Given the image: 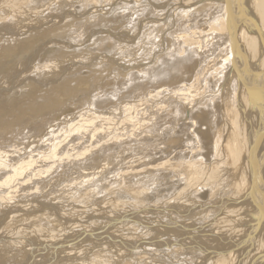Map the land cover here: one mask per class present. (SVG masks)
Returning <instances> with one entry per match:
<instances>
[{
	"label": "bare ground",
	"instance_id": "6f19581e",
	"mask_svg": "<svg viewBox=\"0 0 264 264\" xmlns=\"http://www.w3.org/2000/svg\"><path fill=\"white\" fill-rule=\"evenodd\" d=\"M171 1L174 2V6H175V9H173L174 10L173 14L177 13L174 18H172V16L169 14V11H168V14L170 16L165 15L164 17L161 18L160 16H162V14L157 12L153 8H156V7L159 8L160 6L162 8V5L158 6L159 3L155 4L154 2L151 3V1H149V3H151L152 6L154 7L149 8L147 6L148 9H146V14L149 13L147 15H151L154 13L153 18L156 17L157 21L160 20V18L161 19L165 18L164 19L165 22H162L160 24L157 21H154L155 23L152 25L154 27L149 26L152 23L147 25L148 27L152 28V31L150 32L152 34L151 36H149L148 34L150 38L146 36L148 38L146 39L149 40L148 42L152 43L153 45L154 42H151V41L156 40L155 37L159 38L160 34H163V37L165 36L166 44L161 45L162 47H160V44L158 43L159 41L157 42L158 43L157 45L155 44L156 45L155 50L157 51L159 50L161 53L157 52L156 56L154 57V61L148 66L147 69L145 68L144 70H142L143 72H141L140 75L136 77L137 80L141 78L143 79L144 77H148L149 80H145L146 83L144 84L139 83L138 85L133 86V88H131L132 89L131 91L129 90V92L133 91L137 95V104H139L138 100L142 101L143 99H145L143 100L144 103L148 102L149 104V102H151L152 104L150 105H152L153 107L161 103L162 106H160L161 105L160 104L159 105L160 108H158L159 106H157V109L154 108L158 112L160 111V113H162L161 111L163 110H166V109H169V110L167 114L165 113L164 114L162 113L161 115L159 114L163 118L161 121L162 124L159 123L156 125V127L155 125L152 126L154 127L153 134H151V130L146 127L147 129L145 128L144 129L145 131H147L145 133L147 136L140 133L142 136L140 134H137L140 137L133 138L131 140V142L135 140H139L141 137H144V138H141L140 141L143 139L144 140L147 139L150 143H152V145L147 148L148 151L143 150V149L140 150L142 146L140 145L138 148L139 153H142V152L154 153L153 154L154 157H151V159H146L147 156L142 155V157H139L136 160L137 162L135 164H131V165L126 164L125 166H121L122 169H120L121 170L120 173L124 174V172L128 171V173L126 172L127 174H134L136 181L134 180V178L133 180L138 184L140 182V186L141 185L143 186V182L145 180L148 181L147 179L149 180L152 179L151 181H153L154 183L156 182L155 184L157 185L158 183L159 184L163 183L164 184L163 190L167 188L169 185L171 186V184L176 185L177 187L181 185L180 183H182V186L184 187L181 188L182 190L178 189V191L176 192V194H174V196H173V193L178 187L176 189L175 188L173 189L174 190L172 193L173 197H171L173 200L172 203H169L167 201L168 199L166 198H165L166 202L164 200H161V198L164 196L163 194L162 195L160 194L161 198L160 199L158 198V199L161 200V202L159 201L160 203L156 204V206H152V205L150 206L149 203H148L149 206L144 205V204L143 205L135 204L133 206L132 205L129 206L127 202H126L127 205L123 204L125 201L122 202V200L124 199L121 200L120 198V197H123L124 196L123 193L125 194L126 192V191L121 192L122 184L119 179V177H123L124 175L123 176H121V174L120 175L117 174L114 176L111 175L110 179L108 180V184L112 183L111 185H114V184L116 185L112 187L110 186L111 192H109L108 194L106 193V194L108 195V198H110L111 200H115L114 196L118 192L117 196L118 195L120 196L119 198L121 201L119 202L112 201V203L118 206L119 210L122 209L123 213L117 216L111 215L112 216L111 217V216H108L107 214L109 213L108 211L106 213L107 215H102L99 212H97L98 209H100L99 208L100 205L97 211L95 209L96 212H89L85 210L86 209L85 207H89V205H93L94 208H96L98 205H95L93 203H86V202L79 203L73 200L72 202L70 201V204H68V207L71 210L75 209L76 212L75 213L73 212L74 214H69L71 216L74 215V217L70 218V216L58 213L60 212L61 207L59 208L54 205L55 207H53L52 209L55 210L56 212L54 213L51 212V213L59 221L57 222L61 223L62 225L61 226L60 224H58L57 227L53 228L54 230L51 229L50 231H48L44 229L43 227H42L43 228L42 230L40 229L41 227H38V223L29 225L27 221H29L30 219L27 221H20L8 229L3 230L4 227L1 229L3 231L0 232V244L2 243L4 244L5 242H7V244L10 243L11 245L10 246L8 245L9 247H7L6 245L7 248L3 246L4 248L1 250V252L4 251L3 252L4 255L1 258L0 263H3L2 262L3 258H5L6 261L8 259L10 261L12 260L11 261L12 264H19L20 262H22V264H73V262H75V264L76 263L77 264H133V263L135 264H180L181 262L183 264H194V263L197 264L199 260L194 262V260H192L193 258L191 259V257H189L191 261L183 259L182 254L185 255L186 252L190 250L191 252L193 251V252L201 253V254L199 253L197 254L198 259H200L201 261L199 262V264H208V263L210 264H264V0H230V3L228 4L230 8H227L226 4L224 3V0H187V1L186 0H171ZM155 2L157 1L155 0ZM99 5L97 9L99 8L102 9L103 7ZM88 9L90 10V8ZM31 11L33 12V10ZM138 12L140 14L137 13L135 17H137L138 14L143 15V13H145L144 11L142 12L141 10ZM99 17H96L97 21ZM96 19H94L95 22H97ZM89 21L91 22L93 20L89 19ZM166 23H167L168 30L166 33H164L163 30H166L164 28ZM170 25L173 26V28L169 29ZM36 27H40V26H36ZM92 32L93 31H91V33ZM145 34L146 33H143V35H141L142 38ZM142 38L139 37V39L141 40ZM49 42H53V41H49ZM144 42H146V40ZM52 45H54V43ZM156 63H159L160 66L158 64L157 66H154ZM118 70L120 69L118 68ZM145 72H147L146 73L147 75H145ZM191 74L193 75L192 80L190 78ZM150 77L152 78V81L154 79L159 80V81H156L155 84L161 85V87L155 86V84H154L155 86L154 87L153 83L151 84ZM106 84H107L106 87L105 86H102V87L103 88L105 87L107 89L109 88L111 84H113V86H116V87L119 86V85L118 86L115 85L116 82H112V83L108 82ZM145 86H148V88L151 87V89L154 91L155 90L159 91L161 89L162 91L161 92L155 91V93L153 92L154 95L152 96L151 94L152 90L150 92V90L147 88V90H149V93L151 94V97H154V98H151L150 94L148 95L145 94L146 96H144L143 94L145 92L142 94L140 91L145 89ZM202 86L204 88H202ZM118 88H116V91L118 90ZM127 96L129 95L127 94ZM119 98L121 97L119 96ZM122 98L125 99L126 97H122ZM126 99H128V97ZM94 100L95 99H93L92 101L93 103L96 101ZM128 100L127 101L122 100L121 102L125 101V102L130 103L132 101L130 100L129 102ZM98 101H96L95 104H98L97 103ZM87 102L88 100L83 101V103H87ZM103 103L104 102H101L100 105L102 104V107H104L103 108L104 110L109 105L105 104L107 102H105L104 104ZM131 104H129V106ZM125 105L128 108V104H125ZM42 107L46 108V106H42ZM102 107H99V109L100 108L102 109ZM145 108H149V107L145 106ZM36 109L41 110V106L39 105L38 107H36ZM89 109L90 108H88L87 110L88 113H86L85 111L86 109L82 110L83 114L85 112L86 115L88 116V114L92 112ZM134 109H135V106H134ZM119 110L121 109H118L116 112H118ZM151 110L155 112L153 109ZM17 111L20 112L18 109ZM96 111H98L97 107H96ZM153 112L151 114H153ZM99 113H100L99 111L98 112L94 111L92 114H90V116H92V118L94 119H96V117L97 118L99 117L98 118V121H99L100 117H103L102 113L98 116ZM110 113H113V112L110 111L108 114ZM80 114L83 115L81 112ZM80 114H78V116H80ZM86 115L85 117H87ZM93 115H95L96 117H94ZM142 115L144 116V114H141V116ZM146 115L148 114L146 113ZM150 115L148 117H150ZM154 115L152 117H154ZM143 116L141 117L142 119L145 117ZM105 117L107 116L105 115ZM105 117L101 119L105 120ZM148 117L147 118L145 117L146 119L145 118L144 119L147 120ZM156 117L155 118L157 120V123L158 121L160 122L161 117L160 118L158 116ZM88 118L89 117H87V119ZM69 119L71 121H74V119L73 120L71 118ZM111 119L115 120L113 117H111ZM111 119L109 120L111 121ZM116 119H118V117ZM118 120L111 121L110 125H112L111 123L114 124V122L115 124H117ZM105 121L108 122V120H105ZM125 121H126V118H125ZM136 121L137 120H135V122ZM164 121H168V122L163 123ZM78 122H80V120H78ZM90 122L91 121L87 123L89 124ZM99 122L102 123V121H99ZM50 123H52V121ZM91 123L90 125L95 126L94 123L93 124ZM98 123H97V127L98 125H100ZM127 123H128V126H130L132 123L134 125V121L130 125H129L130 121ZM149 123L151 124V122ZM42 124L43 123H41V125ZM52 124H54V122ZM76 124L78 123H75L74 126ZM115 124H114V127L116 126ZM120 124H123V123H120ZM137 124L138 123L136 122L135 125ZM24 125L26 124L24 123ZM67 125H70V124H67ZM103 125L99 126L98 128L101 127V130L105 129ZM140 125L141 123L139 124V126ZM142 125L144 124L142 123ZM78 126L76 128L77 132L75 131L77 136L79 132L78 130L82 131L83 133V130H81V128H79L80 126L79 127ZM112 126L111 128H113ZM139 126L137 125V127ZM38 127H41V126H39L38 124ZM54 127L56 129H59V127H56V126ZM86 127L87 126H85V129H84V126H83L82 129L85 130L84 134L88 135V133L86 132H88L89 130H86ZM91 127H89V129ZM102 127L104 128L102 129ZM106 127L109 128L108 125ZM68 128L69 126L67 127V130ZM111 128H110V131H111ZM142 128L143 127H141V129ZM72 129H75V128L73 127L71 128V130ZM71 130L69 129V131ZM101 130H98L97 132ZM129 130L132 131L134 129L131 130L129 128ZM122 131L124 132L125 128L124 130L122 129ZM58 132L59 131L57 130V133ZM60 132H62V130ZM103 132L105 133L104 130ZM127 132L128 131H126V133ZM100 133H98V135ZM112 133H114V131ZM68 134H71V133L68 132ZM68 134H65V135H68ZM101 135H104V134H101ZM58 136L56 137V141L60 137ZM71 136L72 135H70V141L72 142ZM74 136L72 137L75 138L76 136L75 137ZM95 137L96 136L94 135V138ZM118 137L116 138L118 139ZM83 138H86V137H83ZM123 138H124V141H121L122 140L121 138H120V141L114 140L111 142H108L110 141V138H108L109 140L107 141L105 139L104 140L105 142H102L103 140L101 141L99 140L100 143L98 141V144H93V146H91L92 145L91 143V145L90 144L88 145L89 147H84L83 144L87 145V142L86 143L82 142L83 143L82 146L86 148L84 151L85 153H82L80 151L79 153L80 155L87 154L89 156V157H87V155L85 156V159L87 160H85L84 163L90 161L91 159H94L95 157L94 155L99 156L100 159H102V157L104 156L105 160L102 159V162L103 160L104 162L103 163L100 162L99 163L100 165L96 166L97 168L88 166V170L91 168H93L94 170L95 168L94 171L89 170L90 172H88L85 175L84 174L81 175V177L79 175H78L79 177L78 176L76 177L75 176L76 174L72 176L74 181H72L70 185L67 186V189L70 191V193H73L72 195L73 197H74V193L79 188L83 189L84 191L86 188L85 186H87V184H91L90 181H92L93 178L97 176V174L98 176H101L104 174L106 175L107 171L110 169V167H108L109 163L112 160H115L113 159L114 156L125 154V151H120L122 149L121 145H124L125 143H127L129 139L125 140V137ZM54 139L52 138L53 140L52 144H55ZM95 139H98V138L96 137ZM111 140H113V138H111ZM66 141H67V138H66ZM2 142L4 141L2 140ZM5 142L7 143L8 140ZM13 142L14 141H12V143ZM67 143L65 144L67 145ZM75 143H77L76 145L80 144L81 146V143L78 144L77 140ZM70 144L71 143H69V145ZM6 145L8 147V144ZM6 145L2 144L1 146L6 147ZM18 145H19V142H18ZM51 145H49L50 148L53 147V145L52 146ZM63 145L64 144H62V146ZM126 145H129V144H126ZM16 146H14L15 148L12 147V149L10 148L11 146H9V148L6 149V152L7 150L8 151L14 150L13 152L9 151L10 153H13L14 155V152L16 153L18 151L16 149ZM80 146H78L79 150H80ZM72 147L74 146L72 145ZM96 147H97V150L95 149ZM130 147L133 149L135 148V145L130 146ZM15 149L17 151H15ZM4 150L2 149L1 151H4ZM93 150H96V152L94 153ZM23 151L25 150L23 149ZM28 151L29 150H26L25 152H28ZM41 152L43 153V150ZM68 152L69 151H67L66 153L65 152L61 153L59 151H55V152H52V155L54 156L48 155L49 157L45 158V160L46 159L49 161L51 160L50 163L54 167V168L52 167L53 170L51 169L53 173L58 174L60 172L62 173L64 169L66 170L69 169L70 171H73V170L76 171V173L78 174L79 168L84 167L85 164L83 162L80 163L79 161H77V159H79L78 156H80V155H77L78 152L75 154L73 153V151H71L72 154H69ZM90 152L91 154L93 153V158H92V155L90 156ZM211 152L214 153V156L212 159H209L211 158V154H210ZM3 154L6 155V153H3ZM19 154L20 153L18 152V154L16 155H19ZM32 154H29V155H32ZM16 155H14V157ZM43 155L45 157V153L41 154V157ZM19 157L21 158V156ZM32 157L34 158V156ZM6 158L8 159V157ZM28 158L31 159L32 162L36 161V160L33 161L32 158L30 157ZM1 159L3 158H1L0 156V160ZM5 159L4 161L3 160L0 161V169H2V167L4 168L5 166L6 167L9 166L10 169L13 170V172H10L11 171L10 170L9 171L10 175L5 176V178L2 177L0 180V183H1L0 191H5L7 193L6 194L7 196L4 198L5 201L2 199L3 198L2 196L0 197V199L2 200V202L0 201V205L1 204L6 205L2 210L7 209L5 211H2V210L0 211L2 218H6L7 214L13 212L15 209L19 210L23 206L19 204L18 202H17V205L16 204L12 206L10 205V202H11L10 198H13L14 200V196L13 197L11 196L8 198V196L11 193V190L13 189L12 186H16V188L18 189V187H24L25 184L28 186L36 184L37 183L35 182V179H37L36 174L38 176L39 172L41 173V170L39 169L40 171L38 173L35 172L36 173L34 175L35 179H32L33 177H32V174L30 173L31 170L28 167L30 165V162L27 161L28 159L25 160L26 159L25 158L22 162L23 165L19 164L20 165L19 168H16L18 164L16 165L15 162H13V160L11 161L10 156H9L8 161L10 160L11 164L10 162L6 163L7 159L6 161ZM35 159H39V158H35ZM21 160H19L17 163H19ZM98 160H96L97 163H98ZM130 161H128V163ZM12 162L14 163V165H16L14 168L11 166L13 164ZM44 165L48 166V162L47 164L44 163ZM32 167H35V166H32ZM101 167H103V169L101 171H98V169H100ZM39 168H41L40 165H39ZM135 168H137V170H135ZM14 169L16 170L15 172H14ZM45 169L46 168L44 167L43 172L46 170L48 172L49 168L47 167V169L46 170ZM185 169H187V172L185 171ZM4 172L6 171L1 170L0 176L6 175ZM130 177H133V176L130 175ZM22 179H25L27 183L25 180H23L25 181V184L20 186L22 182L20 181L21 183L18 184V181ZM49 180H46V181H49ZM41 182L43 183V181ZM135 182L131 185L135 186ZM129 183L130 182L128 181V184ZM144 183H147V182H144ZM155 184H152V186L145 184L143 187H141L142 189L138 188V190H135L133 193L137 197L135 198L138 199L139 196L143 194H144L143 196H145L150 193L149 195L151 196V199H152L153 195H151V193L153 194L154 191L158 193L159 192L158 189H161L159 185L157 187H154ZM46 186L47 185L45 182L44 187H42L40 190L42 189L44 190ZM140 186L138 185V187ZM131 187L128 186L127 188L131 190ZM27 188L28 187L26 186V188L22 190H27ZM103 189L105 188L103 187ZM136 189H137V186H136ZM30 190L29 192H31ZM161 190H160V193H161ZM95 191H96V188H95ZM99 191L98 193L101 192ZM164 191H166L165 193H167V189ZM192 191L193 193H195L194 195L195 197L189 194ZM38 192L40 193L41 191H38ZM85 192H88V191H85ZM119 192L122 193L121 195L123 196H121ZM14 193L16 195V191ZM14 193L11 195H14ZM26 193L28 194V192ZM35 193L36 192L34 190L33 195L26 194V196H24V199H25L24 201H27L28 203L32 201L31 203L33 204L34 202L33 200L39 199L37 197L41 195V194L39 195L37 194L38 196H36ZM193 193L191 194L193 195ZM196 193H201V195L202 193H205V194H208L209 196L206 198V200H204L203 198H198L200 196L197 194L198 195L197 197ZM93 194H96V193L93 192ZM130 194H132V192ZM168 195L171 196L170 193H168ZM132 197H130V199ZM156 197L154 199L157 200ZM91 199L88 198V200H91ZM93 199L96 200L95 198ZM128 199H129V196H128ZM136 199H134V201ZM139 199H142L140 201L144 200L143 198H139ZM149 200L150 199H148V201ZM172 200H169V201L171 202ZM150 201L152 202V200ZM101 202H103V200ZM131 202H133V199ZM135 203H138V202H135ZM38 204L40 206V209H43L41 210V212L43 211V214H44V210H47L49 209V207L52 206V204H48L47 202H44V201L40 202V200ZM106 205H108V202L106 203ZM151 207H155V209H152ZM113 208L114 207H112V211H113ZM92 210L94 211V209ZM101 210H102V207H101ZM151 210L155 215V218H156L155 220L157 222V225L160 228L162 227L161 228V230L163 231L162 233L157 234L155 237L153 236L149 238L146 237L148 235H146L144 238L138 236V239L136 238V240L134 241L132 240L133 237L131 236L129 238H126V236L121 237L117 235L119 233L118 231L119 226H120L119 228L121 229L123 226L129 227V225L133 223L139 226V227H136V229H139L141 227L143 228L142 229L143 231L145 230L144 227H147V230L148 228H153V224L150 221L154 218L152 219L150 218L151 220H149L148 218L146 219L145 216H143L144 214H147L146 212H149ZM37 211H39V208L38 210H35V212ZM17 212H14V213H17ZM152 212H149V213L152 217H154ZM32 213H34V211ZM102 213L105 214V212L103 211ZM31 214L28 217H32ZM113 214L115 215L118 214V211L117 213L114 212ZM101 215L103 218H105V220H108L107 223H104V224L101 223L103 224V228L99 229L96 227L97 229H95L94 227H90L91 224L96 223L94 221L100 219ZM2 218H0V220ZM9 218L11 219V217ZM69 225L70 226L72 225V226L69 227ZM93 226H95V224ZM158 226H157V229H158ZM68 228H72V229H68ZM128 229L133 231L131 227ZM123 230L125 231V229ZM116 231H118V233ZM134 231L136 232L135 229ZM39 232H41V234ZM16 234H19L17 235L18 237H16ZM55 234H57L56 235L57 238L54 236ZM141 235H143V233ZM50 237L51 239H49ZM93 237L97 239H92ZM83 242H86V244H83ZM19 243H22L23 245L21 246ZM68 243H72L71 245H73L74 249H72V247H69ZM21 247L25 249V251L24 250L21 251L20 249ZM199 256H201V258ZM185 257H187V254Z\"/></svg>",
	"mask_w": 264,
	"mask_h": 264
},
{
	"label": "rangeland",
	"instance_id": "374dc122",
	"mask_svg": "<svg viewBox=\"0 0 264 264\" xmlns=\"http://www.w3.org/2000/svg\"><path fill=\"white\" fill-rule=\"evenodd\" d=\"M149 1H151V3L154 2L155 4L159 3L158 6L162 5V8H161V6L159 8L156 7L158 9L153 8L154 6H152V4L149 3ZM156 1L157 2H155V0H145V1H143V0H53V1L52 0H42V1H40V0H30V1L29 0H0V15H1L0 16V152H1L0 156H1V158H3L0 161H2V160L4 161V159L6 157H8V159H9V156H10V160L11 161L13 160V162H15L16 165L17 164L23 165V163H22L23 160L25 158H26L25 160L28 159L27 161L30 162V165L28 167L31 170L30 173L32 174V177H33L32 179H35L34 175L41 170V173L39 172L38 176L36 174L37 179H35V182H37V183L30 185L31 187L25 184V181H26L25 179L18 181V184H20L22 182L20 184V186L25 184L24 187H18V189H17L16 186H12L13 189L11 190V193L8 196V198L11 196L12 197L14 196V200H13V198H10V200H11L10 205L11 206L14 204L17 205V202H18L19 204H21L23 206L21 209H19L20 211L18 209L17 210L15 209L16 211L14 210L13 212L7 214L6 218H2V216L0 214V218H2L0 220V230L3 227H4L3 230L8 229L20 221H27L30 219L29 221H27V223L29 225L34 224V223H38V227H41L40 229L43 230V228H44V229L50 231L51 229L57 227L58 224L61 225V223H58L59 221L57 220V218H55V216L52 215L51 212H53V213L56 212L52 208L55 206H57L59 208L61 207L60 212H58V213L70 216V218L74 217V215L71 216L69 214H74L76 212V210L75 209L71 210L68 207V204H70V201L72 202L73 200L75 202H79V203L80 202H83V203L86 202V203H93L95 205H98L96 208H94L93 205H89V207H85L86 208L85 210H87L89 212H96L99 205H100V207H99L100 209H98V211H97L100 214H102V215L108 214V216H111V215L117 216V215L123 213V210L122 209L119 210V207L116 206L114 203H112V201L113 202H119L122 199H124V200H122V202L125 201L123 204L127 205V203H128L129 206L130 205L133 206L135 204L136 205H140V204L143 205L144 204L147 206H149V204H150V206L151 205L156 206V204L160 203L161 200H164L166 202L165 198L168 199L167 201L169 203H172L173 200L171 197H173L174 194H176L178 189L182 190L181 188L184 187V186H182V183H180L181 185L179 184L180 186H177L178 187L177 188L176 185H172L170 182L171 186L169 185L167 188L164 189V190L167 189V193H165L166 191L163 190L164 184L158 183V185L160 186V188L162 190L158 189V191H159L158 193L156 191H154L153 194L151 193V195H153L152 199H151V196L149 195L150 194L149 192H147L149 194H147L145 196H143L144 195L143 194V195L139 196L138 199H136L137 198L136 195L133 194L135 190H138V188L140 189L145 184L152 186V184H155L156 182L154 183L153 181H151L152 179H150V180L147 179L149 182L145 180L144 182H147V183L143 182V186L142 185L140 186V182H139V184L135 182L136 180H135L134 174H127L128 171H126L127 173L124 172V174L120 173V171H121L120 169H122L121 166H125L126 164L127 165L135 164L137 162L136 160L139 157H142V155L147 156L146 159H151V157H154V155H153L154 153H147V152L139 153L138 148L140 145H142L140 150L143 149L146 151H148L147 148L152 145V143H150L147 139H145V140L143 139L140 141L141 138H144V137H141L139 140L132 141L133 143L131 142V140L133 138L140 137L137 134L141 133L143 135H146L145 133L147 131H145V129H147V128L150 129L151 134H153V132H154L153 128L154 127H152V126L155 125V127H156L157 124H159V123L162 124L161 121L163 118L160 115L162 113L167 114V112L169 110V109H166V110H163L164 112L161 111L162 113H160V111L158 112L154 108L157 109V106H159L161 103H159L157 106L155 105V107H153L152 105H150V104H152L151 102H149V104H148V102L144 103L143 100H145V99H143L142 101L138 100L139 104H137V95L133 91L129 92V90L130 91L132 90L131 88H133V86L138 85L139 83L144 84V83H146L145 80H149L148 77H144L143 79L141 78L139 80H137L136 77L139 76L141 72H143L142 70H144L145 68L146 69L148 68V66L154 61V57L156 56V53L160 52L159 50L158 51L155 50V46L158 43L160 44V47H162L161 45L166 44L165 43V36L163 37V34H160L159 38L155 37L156 40H154V38H153L154 41H151V42H154L153 45H152V43L148 42L149 40H147V39L150 38L149 36H151V34H152V33H150L152 31L151 27H154L152 25L155 23L154 21H157V19H156V17L153 18L154 13L151 15H147L149 13L146 14V9H148V7L149 8L152 7L154 10H156L157 12L162 14V16H160L161 18L164 17L165 15L166 16L171 15L172 18H174L175 15L177 14V13L173 14V12H174L173 9H175L173 1H171V0L170 1L169 0H156ZM98 5L103 7V8L97 9ZM88 8H90V10ZM95 8L97 11L95 10ZM30 9L33 10V12ZM11 10H12V12H11ZM140 10L142 12L144 11L145 13H143V15H139L140 13L138 11H140ZM17 11H18V13H17ZM168 11H169L170 15L168 14ZM137 13H139V14L137 17H135ZM45 15H46V17H45ZM90 17H92V18H90ZM96 17H99L98 21H97ZM161 18H160V20L157 21L160 24L162 22H165V20H164L165 18L164 19H161ZM89 19L93 20V21L90 22ZM94 19H96L97 22H95ZM82 21H83V23H82ZM150 23H152V24L149 25ZM147 25H149L151 27H148ZM36 26H40V27H36ZM87 27H88V29H87ZM92 28H93V30H92ZM164 28L166 30H163V32L166 33L168 30L167 23L164 26ZM171 28H173V26L170 25L169 29H171ZM33 31H34V33H33ZM91 31H93V32L91 33ZM94 31H96V32H94ZM107 33H109V34H107ZM143 33H146L143 36L144 40L141 36V35H143ZM155 33H156V31H155ZM148 34H149V36H148ZM139 37L142 38V40L139 39ZM145 40H146V42H144ZM49 41H53V42H49ZM51 43L52 44L54 43V45H52ZM113 44H115V45H113ZM70 47H72V48H70ZM30 59H31V61H30ZM102 61H103V63H102ZM157 64L159 65V63H156L154 66H157ZM154 66H153V68H154ZM139 67H140V69H139ZM76 68L79 70H77ZM118 68L120 70H118ZM124 72H125V74H124ZM146 73L147 72H145V75H147ZM131 75L133 78L131 77ZM192 76L193 75L191 74V77H190L191 80L193 79ZM150 81H151V84L153 83V86H154L155 82L159 81V80L154 79L152 81V78L150 77ZM108 82H111V83L116 82L115 85H117V86L119 85L118 86L119 88L116 86H113V84H111L110 86H112V87L109 86V88L106 89L105 88L107 85L106 83H108ZM102 86H105V87L103 88ZM155 86L161 87V85H157V84H155ZM116 88H118L117 91H116ZM147 88H148V86H145V89L140 91L142 94L145 92L143 94L144 96H146L145 94H147V95L150 94L149 90H150V92L152 90L151 87L148 88L149 90H147ZM202 88H204V87L202 86ZM145 90H147V91H145ZM155 91L161 92L162 89L159 91L158 90H155ZM155 91L152 90V93H151L152 96L154 95ZM117 92H118V94H117ZM74 94H76V95H74ZM127 94L129 96H127ZM151 94H150V97H151ZM70 95H72V96H70ZM54 96H56V97H54ZM119 96L121 98H119ZM122 97H126V98L128 97L129 100L126 98L124 99ZM151 98H154V97H151ZM93 99H95L96 101L99 100L97 102L98 104H95L96 103L95 100H94L95 102L93 103L92 102ZM135 99H136V101H135ZM84 100H88V102L83 103ZM122 100H126V101L128 100L129 102H130V100H132V101L130 103H128L125 101L121 102ZM58 102L60 105L58 104ZM89 102L91 103V105ZM101 102H104V103L107 102L105 104H107L109 106L103 110L104 107H102V104L100 105ZM108 102H109V104H108ZM131 103L132 104L134 103L133 105L135 106V109ZM93 104H94V106H93ZM125 104H128V108L126 107ZM129 104H131V105L129 106ZM39 105L41 106V110L36 109V107H38ZM122 105H124L125 107ZM148 105H150V106H148ZM42 106H46V108L42 107ZM88 106H90V107H88ZM91 106H93V107H91ZM131 106H133V107H131ZM136 106H138V107H136ZM145 106L149 107V108H145ZM160 106H162V104ZM160 106L158 108H160ZM87 107L90 108L89 110L92 111L91 113L88 114V116L86 115V113H88ZM96 107H97V110L100 112L98 114V116L101 113H102L103 117H105V115H106L107 117H105V120H108L109 123L107 121H105L104 119L102 120L101 118H103V117H100L101 120L99 119V121H102V123L105 121L104 122L105 124L103 123L104 124L103 125L101 122L98 121L99 117L97 118L95 115H93L94 117H96V119H94V118H92V116H90V114H92L94 111L98 112V111H96ZM99 107H102V109L101 108L99 109ZM113 107H114V109H113ZM115 108L117 110L121 109L122 111L119 110L120 112L119 111L116 112L117 110ZM17 109L20 112H18ZM84 109H86L85 110L86 113L84 112V114H83L82 110H84ZM151 109H153L155 112H153ZM101 110H102V112H101ZM110 111H112L113 113L108 114ZM54 112H55V114L57 113L56 114L57 116L54 114ZM80 112L83 115H81ZM152 112H153V114H151ZM156 112H158V113H156ZM118 113H119V115H118ZM146 113L148 115H146ZM78 114H80V116H78ZM141 114H144V116L146 115L145 116L146 118L150 114L151 115H150V117H148L147 120H145L146 118L143 115L142 116L145 119L141 118L142 117ZM85 115L87 117H89L90 119L89 118L87 119V117H85ZM110 115L115 120H112ZM153 115H154V117H152ZM52 116H54V117H52ZM70 116H72V117H70ZM82 116H84V117H82ZM156 116H158L159 118L161 117L160 122L158 121V123L156 120V118H157ZM73 117H75V118H73ZM117 117L119 120L116 119ZM123 117H124V119H123ZM69 118H71V119L73 118L74 121L76 120L77 122L71 121ZM106 118H108V119H106ZM125 118H126V121H125ZM77 119L80 120V122H78ZM91 119H93V120H91ZM109 119H111V121H117L118 120L117 124L119 122L123 123V124L119 123L117 125L114 122V124L116 125L114 127L113 123H111L113 126L110 125L111 121ZM121 119L123 121H125L126 123L130 121L129 125L134 121V125L132 123L130 126H128V123L126 125V123L123 122ZM154 119H155V121H154ZM48 120L50 122L52 121V123L54 122V124L50 123ZM135 120H137L136 122L138 123L137 124L138 126L141 123L140 126L143 127L142 129L140 126L137 127V125H135L136 124ZM61 121H63V122H61ZM85 121H87V122L91 121L92 123L91 122L90 123L91 124L94 123V125L96 127H97V123L99 122L98 124H100V125H98V127L103 125L105 127V129H103L104 127H102V129L105 131L106 134L103 132V130H101V127L100 128L97 127V129H96L95 126H92V125H90V123L88 124ZM149 122H151V124ZM165 122H168V121H164L163 123H165ZM24 123L26 125H24ZM41 123H43V124L41 125ZM75 123H78V124H76L74 126ZM142 123L144 125L145 124L146 125L144 126V125H142ZM38 124L41 127H38ZM44 124H46V125H44ZM62 124H64V125H62ZM67 124H70L71 127H70V125H67ZM82 125L84 126V129H85V126L88 127V128L86 127V130H89L88 132H86V133H88V135L84 134L85 130L82 129V127H83ZM105 125L106 126L108 125L109 128L106 127ZM34 126H35V128H34ZM54 126L59 127V129H56ZM63 126H65V127H63ZM68 126H69V128L67 130ZM77 126L79 128H81V130H83V133H82V131L78 130L79 131L78 136L76 135ZM111 126L113 128H111ZM126 126H127V128H126ZM73 127L75 129L71 130V128H73ZM89 127L93 128V129L90 128L91 129L90 130ZM128 127L131 130L132 129H134V130L130 131ZM110 128H111V131H110ZM124 128H125V131H124L125 133L122 131V129L124 130ZM60 129L62 130L63 133L60 132L61 131ZM69 129L71 131H69ZM57 130L60 133L59 132L57 133ZM98 130H101L102 132L101 131L97 132ZM112 130L114 131V133H112L113 132ZM64 131L67 133H65ZM72 131H73V133H72ZM119 131H121V132H119ZM126 131H128V132L126 133ZM68 132H70L71 134H68ZM89 132H91L93 136ZM98 133H100V134L98 135ZM65 134H68V135H65ZM74 134L76 137L74 136ZM101 134H104V135H101ZM70 135L75 137V138H73L71 136L72 142L70 141ZM94 135L98 139H95L96 137L94 138ZM57 136L59 137V139L57 138L58 140L56 141ZM87 136H89V137H87ZM99 136L100 137L102 136V137L100 138ZM115 136L116 137L120 136V137H118V139H117ZM63 137H64V139H63ZM83 137H86V138H83ZM123 137H125V140L129 139V141L127 143H125L124 145H121L122 149L120 151H125V154H123V155L120 154V155L114 156L113 159H115V160H112L109 163L108 167H110V169L107 171V174L106 175L104 174L101 176H98V174H97L96 177L94 176L96 179L93 178V180L90 181L91 184H87V186L89 185L88 187L85 186L86 188L84 191H83V189L79 188L74 193V197H73L72 196L73 193H70V191L67 189V186L70 185V183L72 181H74L72 176H74L76 174L75 175L76 177L78 175L81 177V175H83V174L85 175L88 172L93 170V168H91V169H89L90 170L89 171L88 166L89 167L99 166L100 165L99 163L100 162L103 163L105 160L104 156L102 157V159H104L102 162V159H100L99 156L94 155L96 158L94 157V159H91L90 161L84 163V161L87 160V159H85V156L87 154L86 155H80L79 151L82 153H85L84 151L86 148H84V147H89L88 145L89 144L91 145V143H92L91 146H93V144H98L99 140L100 141L103 140L102 142H105L104 141L105 139L107 141V140H109L108 138H110V141H108V142H111L114 140L120 141V138H121L122 139L121 141H124ZM52 138L53 139L55 138L54 139L55 144H52L53 143ZM66 138H67L68 143L66 141ZM111 138H113V140H111ZM80 139H82V140H80ZM2 140L4 142H2ZM7 140H8V142L6 143L5 141H7ZM76 140H77L78 144L81 143V146H80V144L76 145L77 144V143H75ZM84 140H85V142H84ZM12 141H14V142L12 143ZM100 141H99V143H100ZM18 142H19V145H18ZM82 142L83 143L87 142V145L83 144ZM59 143H60V145H59ZM65 143H67V145ZM69 143H71V144L69 145ZM2 144L3 145L8 144V147L6 145V147L3 146L4 147L3 148L1 146ZM51 144L53 145V147L50 148L49 145H51ZM62 144H64V145L62 146ZM82 144L84 145V147L82 146ZM126 144H129V145H126ZM72 145L74 147H72ZM134 145H135V148L132 149L130 146H134ZM9 146H11L10 147L11 149H12V147L16 146V149L18 151L15 149V151H17V152L16 153L14 152V155L18 154V152L20 154L16 155L14 157L13 153L9 152V151L13 152L14 150H9V151L7 150V152H9V153H7L6 149H8ZM78 146H80V150L78 149L79 148ZM48 147H49V149H48ZM75 147L78 149V151ZM68 148H69V150H68ZM72 148H74V149H72ZM82 148H84V149H82ZM2 149L3 150L5 149L4 150L5 152L1 151ZM23 149L25 151L26 150H29V151L25 152V151H23ZM46 149H47V151H46ZM95 149L97 150V147ZM42 150H43V153L41 152ZM96 150H93L94 153L96 152ZM154 150H156V149H154ZM55 151H59L61 153H64V152L66 153L67 151H69L68 152L69 154H72L71 151H73L74 154L78 152L77 155H80V156H78L79 159H77V161H79L80 163L83 162L85 164L84 167L79 168L78 174L76 173V171H74V170L70 171L69 169L68 170L64 169L62 173L61 172L58 174L53 173L52 170L54 167L50 163L51 160L50 161L47 159L45 160V158L49 157L50 155L54 156V155H52V152H55ZM3 153H6L7 156ZM24 153H26V154H24ZM28 153L29 154L33 153V154L29 155ZM44 153H45V157H44V155L41 157V154H44ZM114 153H116V152H114ZM210 154H211V158H209V159H212L214 156V153L211 152ZM91 155L93 158V153L91 154V152H90V156ZM19 156H21L22 160ZM32 156H34V158ZM28 157L32 158L33 161L34 160H36V161L32 162L31 159H29ZM87 157H89V156L87 155ZM35 158H39L40 160L35 159ZM6 159H5V161H6ZM8 159H7L6 163L10 162V164H11V161L10 160L8 161ZM16 160H17V162L19 160H21V161L19 163H17ZM43 160H44V162H43ZM96 160H98V163ZM128 161H130L131 163L130 162L128 163ZM47 162H48V166L44 165V163L47 164ZM90 162H92L93 164ZM88 163H90V164H88ZM35 164H37V165H35ZM16 165H14V163H13L11 166L14 168ZM18 165L16 166V168L20 167V165L19 166ZM39 165L41 166L42 169L39 168ZM32 166H35L37 169L35 167H32ZM46 166L49 168L48 172H50V173L47 172ZM66 166H68V165H66ZM5 167L4 168L2 167V169H0V174H1V170L6 171V172H4L6 175L0 176V180L2 177L5 178V176L10 175V172H13V170H11L9 166H7L9 170L7 169V167L6 168ZM21 167H23V166H21ZM44 167L46 168L45 169L46 171H44V172H46L47 174L43 172ZM133 167H135V166H133ZM5 169H7V170H5ZM15 169H14V172L16 171ZM33 169H34V171H33ZM55 169H57V168H55ZM102 169H103V167L98 169V171H101ZM94 170H95V168H94ZM135 170H137V168H135ZM185 171L187 172V169H185ZM4 173H2V174H4ZM117 174H119V175L121 174V176L124 175L123 177H119V179H120V182L122 184L121 185L122 191L121 190L120 191L121 192L126 191L125 194L123 193V195L125 197L123 195H121L122 193H120V192H119V194L123 197H120L119 195L117 196V193H118L117 192L116 195L114 196L115 200H111L110 198H108L107 194L109 192H111L110 186L112 187V186H115L116 184H114V185H111L112 183L108 184V180L110 179L111 175L114 176ZM130 175H132L133 177H130ZM41 176H43V177H41ZM106 178H108V179H106ZM124 178L127 180H125ZM133 178L135 181L133 180ZM166 178H168V177H166ZM40 179H41V181H43L44 184L46 182L47 186L44 190L43 189L40 190L42 187H44V184L40 181ZM144 179H146V178H144ZM23 180H25V181H23ZM46 180H49V181H46ZM132 180L135 182V186L131 185L134 183ZM128 181L130 182L129 184H128ZM142 181H141V183H142ZM3 182H4V180H3ZM26 183H27V181H26ZM124 184H125V186H124ZM13 185H15V184H13ZM138 185L140 187H138ZM158 185L155 184L154 187H157ZM26 186L28 187L27 190H22V189L26 188ZM34 186H35V188H34ZM128 186H130V187L132 186L131 190L127 188ZM136 186H137V189H136ZM103 187L105 189H103ZM14 188H15V190H14ZM36 188L38 191H41V192L39 193L36 190ZM95 188H96V191H95ZM171 188H172V190H171ZM174 188L175 189L177 188V189L174 191L173 190ZM30 189H32V190H30ZM102 189L104 192L105 191L106 192L104 193L102 191ZM29 190L32 192V194H31V192H29ZM34 190L36 192L35 193L36 196L41 194L39 197H37L39 199L33 200L34 201L33 204L31 203L32 201H30L29 203L27 201H24L25 200L24 196H26V194H27L26 192H28L27 195H33ZM97 190L98 191L100 190L101 192L99 191L100 193H98ZM160 190H161V193H160ZM13 191L14 192L16 191V195ZM85 191H88V192H85ZM173 191H174V193H173ZM0 192H1L0 197L2 196L3 197L2 199L4 200V198L7 196L6 195L7 193L5 191H0ZM71 192H73V191H71ZM93 192H95L96 194H93ZM131 192L133 195L130 194ZM13 193H14V195H11ZM168 193H170L171 196L168 195ZM172 193H173V196H172ZM191 193H193V191ZM191 193H189L191 196L195 195V193H193V195ZM1 194H3V195H1ZM157 194H158V196H157ZM160 194L161 195L163 194L164 197H162V198H164V199L161 198ZM197 194L200 197H198ZM86 195H87V197H86ZM128 196H129V199H128ZM154 196L157 198L158 201L156 199H154L155 198ZM196 196L198 198H203L204 200H206V198L209 195L205 194V193H202V195H201V193H196ZM119 197L121 198V200ZM130 197H132V198L130 199ZM82 198H84V199H82ZM88 198L89 199L95 198L96 200L91 199L92 200V202H91V200H88ZM97 198H99L100 200ZM139 198H143L144 200L140 201L142 199H139ZM158 198L159 199L161 198V200H159ZM16 199H17V201H16ZM109 199H110V201H109ZM132 199H133L134 203L131 202ZM134 199H136V200L134 201ZM148 199L152 200V202L149 200L151 202L150 203L148 201ZM39 200H40V202L44 201V202H47L48 204H52V206L49 207V209L44 210V214H43V211L41 212V210H43V209H40V206L38 204ZM102 200H103V202H101ZM153 200L155 201V203ZM169 200H172V201L170 202ZM0 201L2 202L1 199H0ZM67 201H69V202H67ZM106 201L108 202V205L111 208L108 205H106V203H107ZM164 201H162V202H164ZM135 202H138V203L140 202V203L138 204ZM40 205H41V203H40ZM5 206L6 205L1 204L0 205V211ZM101 207H102V210H101ZM112 207H114L113 211H112ZM25 208H26V210H25ZM38 208H39V211L35 212V210H38ZM151 208L155 209V207H151ZM92 209H94V211ZM95 209H96V211H95ZM107 209H109V210H107ZM5 210H7V209H4L2 211H5ZM33 211H34V213H32ZM77 211H79V210H77ZM102 211L105 212V214H103ZM108 211H109V213H107ZM117 211H118V214H116V215L113 214L114 212L117 213ZM14 212H17V213H14ZM149 212H152V210ZM149 212H146L147 214L142 213V214H144L143 216H145L146 219L148 218L149 220H151L152 218H154L152 220H154L155 222L152 220L150 221L153 224V228H148L149 231L147 230V227H144V229H145L144 231L142 230L143 228H141V227L139 229H136V227H139V226L137 224L133 223V224L129 225V227L127 225H125L127 227L121 226L122 227L121 229L119 228L120 227L119 226L118 227L119 233H118V231H116L118 233L117 235H119L121 237L126 236V238H129L131 236V237H133L132 240L134 241V240H136V238L138 239V236L144 238L146 235H148L146 237L149 238V237H153V236L155 237L157 234L162 233L163 232L161 230L162 227L160 228L157 225L154 213L152 212L153 216H154V217H152ZM30 214L32 215V217H28V216H30ZM39 214H41L42 216ZM102 215L100 216L99 220H96V221L93 220L97 224L94 223L95 226H93L94 224H91L90 227H94L95 229L103 228V224L107 223L108 220H105V218H103ZM9 217H11V219ZM35 217H36V219H35ZM40 221H42V222H40ZM98 222H100V223H98ZM101 223H103V224H101ZM99 224H100V226H99ZM52 226H54V227H52ZM71 226L69 225V227H71ZM157 226H158V229H157ZM130 227H131V229H133V231L128 229ZM68 229H72V228H68ZM123 229H125V231ZM134 229L136 230V232L134 231ZM3 230H1L0 232H2ZM137 231H138V233H137ZM139 232H141V233H139ZM39 233L41 234V232H39ZM123 233L126 235H124ZM127 233L130 235H128ZM142 233L144 236L141 235ZM17 235H19V234H16V237H18ZM56 235L57 234H55L54 236L57 238ZM163 235H164V233H163ZM49 239H51V237ZM92 239H97V238L93 237ZM5 243L4 244L2 243L3 245L0 244V245H2V246H0V248L2 247L0 249V252L4 247H6V245H7V247H9L11 245L10 243H8V244H7V242H5ZM19 244L21 246L23 245L22 243H19ZM71 244L72 243H68L69 247H72V249H74L73 245H71ZM83 244H86V242H83ZM81 245H79V246H81ZM20 249H21V251L22 250L25 251V249H23L22 247ZM3 252H1V254H0V262H1V258L4 255ZM187 252H186L187 257H185L186 254L185 255L182 254L183 259L190 260L189 257H191V259L193 258L192 260H194V262L199 260L197 264H199V262H201L200 259H198V257H197L198 253L201 254L200 252H193V251L191 252L190 250ZM199 257L201 258V256H199ZM20 259H21V257H20ZM11 261L9 259L6 261L5 258H3V261H2L3 263H0V264H5L7 262H8L7 264H12ZM19 264H22V262H20ZM73 264H75V262H73ZM133 264H135V263H133ZM180 264H183V263L181 262ZM208 264H210V263H208Z\"/></svg>",
	"mask_w": 264,
	"mask_h": 264
},
{
	"label": "water",
	"instance_id": "95a60500",
	"mask_svg": "<svg viewBox=\"0 0 264 264\" xmlns=\"http://www.w3.org/2000/svg\"><path fill=\"white\" fill-rule=\"evenodd\" d=\"M224 3L226 4L227 8H230L228 4L230 3V0H224Z\"/></svg>",
	"mask_w": 264,
	"mask_h": 264
}]
</instances>
